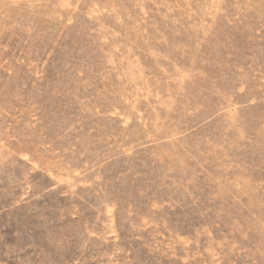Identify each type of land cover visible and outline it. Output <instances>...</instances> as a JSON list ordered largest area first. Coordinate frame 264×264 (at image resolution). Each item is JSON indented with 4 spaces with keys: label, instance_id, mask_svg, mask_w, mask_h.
Returning a JSON list of instances; mask_svg holds the SVG:
<instances>
[{
    "label": "rangeland",
    "instance_id": "374dc122",
    "mask_svg": "<svg viewBox=\"0 0 264 264\" xmlns=\"http://www.w3.org/2000/svg\"><path fill=\"white\" fill-rule=\"evenodd\" d=\"M0 264H264V0H0Z\"/></svg>",
    "mask_w": 264,
    "mask_h": 264
}]
</instances>
